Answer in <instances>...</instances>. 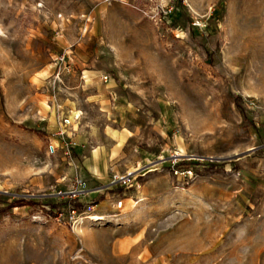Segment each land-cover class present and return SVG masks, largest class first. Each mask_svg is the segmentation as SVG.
Here are the masks:
<instances>
[{"label":"rangeland","instance_id":"rangeland-1","mask_svg":"<svg viewBox=\"0 0 264 264\" xmlns=\"http://www.w3.org/2000/svg\"><path fill=\"white\" fill-rule=\"evenodd\" d=\"M0 264H264V0H0Z\"/></svg>","mask_w":264,"mask_h":264},{"label":"bare ground","instance_id":"bare-ground-1","mask_svg":"<svg viewBox=\"0 0 264 264\" xmlns=\"http://www.w3.org/2000/svg\"><path fill=\"white\" fill-rule=\"evenodd\" d=\"M92 221L95 224L101 225L105 221V218H103L101 216H95V217L92 218Z\"/></svg>","mask_w":264,"mask_h":264},{"label":"built area","instance_id":"built-area-1","mask_svg":"<svg viewBox=\"0 0 264 264\" xmlns=\"http://www.w3.org/2000/svg\"><path fill=\"white\" fill-rule=\"evenodd\" d=\"M108 79V77H105V80H107ZM52 150L54 151V149L52 148Z\"/></svg>","mask_w":264,"mask_h":264},{"label":"trees","instance_id":"trees-1","mask_svg":"<svg viewBox=\"0 0 264 264\" xmlns=\"http://www.w3.org/2000/svg\"><path fill=\"white\" fill-rule=\"evenodd\" d=\"M75 202H77V201H75Z\"/></svg>","mask_w":264,"mask_h":264}]
</instances>
